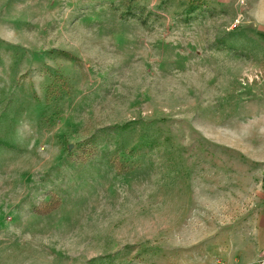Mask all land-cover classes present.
Listing matches in <instances>:
<instances>
[{"label":"rangeland","instance_id":"obj_1","mask_svg":"<svg viewBox=\"0 0 264 264\" xmlns=\"http://www.w3.org/2000/svg\"><path fill=\"white\" fill-rule=\"evenodd\" d=\"M263 210L264 0H0V264H235Z\"/></svg>","mask_w":264,"mask_h":264},{"label":"crops","instance_id":"obj_2","mask_svg":"<svg viewBox=\"0 0 264 264\" xmlns=\"http://www.w3.org/2000/svg\"><path fill=\"white\" fill-rule=\"evenodd\" d=\"M260 214L257 223L258 238L240 255V259L234 260L235 264H264V210Z\"/></svg>","mask_w":264,"mask_h":264}]
</instances>
